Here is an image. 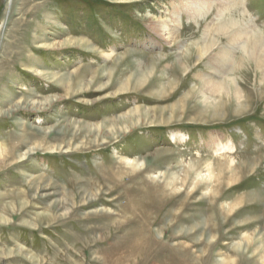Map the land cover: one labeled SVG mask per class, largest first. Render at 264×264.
<instances>
[{
  "label": "rangeland",
  "instance_id": "rangeland-1",
  "mask_svg": "<svg viewBox=\"0 0 264 264\" xmlns=\"http://www.w3.org/2000/svg\"><path fill=\"white\" fill-rule=\"evenodd\" d=\"M209 4L0 0V264H264V67L231 35L176 59ZM229 66L240 102L201 80Z\"/></svg>",
  "mask_w": 264,
  "mask_h": 264
},
{
  "label": "bare ground",
  "instance_id": "bare-ground-1",
  "mask_svg": "<svg viewBox=\"0 0 264 264\" xmlns=\"http://www.w3.org/2000/svg\"><path fill=\"white\" fill-rule=\"evenodd\" d=\"M185 1H186V5L193 6L192 12H195V13L198 12L199 9H201L205 5V3H207L208 1L210 2L209 10L216 3H219L220 7L217 9V12L214 16V20L211 23L212 25L211 26L208 25V27L206 28L205 37H203V40L201 42L197 41L196 43L188 46V48H186L184 50L181 57L179 55H180V52L182 51L181 50L182 47H179V49L177 51V57H176L177 62H180L181 58H188V57L191 58V55H193L192 52L194 49L196 51L195 53L199 54L197 56V59H201L216 44V41H218L219 37H221L222 35H224V36L231 35L232 42H235V49H234V51L233 50L228 51L229 48H227L226 49L227 51L220 54V60L222 61V63H224L226 65L228 63V60L231 57L233 58V56H234L233 53H235V51L237 50V51H242V57L244 58L247 65H249V66L253 65L256 69L264 67V37L260 34L255 33L253 30H250L248 28H247V30H237L236 28L238 26L245 28L247 23H245L244 25H239L238 21L235 20L234 17H226V14L230 13L233 10L232 8L230 9L229 5L232 4L233 6H235V4H237V3L244 4L245 0H232V1L231 0H199V1L185 0ZM246 12H248V11L246 9L243 10V8H242L240 13L242 16H246L247 15ZM177 18L178 17H175L174 21L177 22L175 24L178 25L179 20H177ZM242 21H243V19H242ZM171 26H174V25L169 23V21H167V20L160 19L159 23L156 25L155 29L158 30L159 34L165 36V38L171 37V39H175L176 34L174 35L173 30H176V29L171 28ZM208 34H210L211 36H210V39L207 40ZM166 35H169V36H166ZM232 47H234V46H232ZM191 50H192V52H191ZM240 65H241V63H240ZM182 66L186 67V63L185 62L182 63ZM230 67L231 66H229V68ZM229 68L227 67V70H225V72L222 73V76L224 75L227 78L225 82H221V81L210 82V81L206 80L205 78H202L201 80L204 82V84L209 85L208 87H210L212 89L211 91L213 93H216V95H218L219 97L224 96V98L228 99L229 101L235 100V101L240 102L242 97H243V92L237 86L236 81H235V77L230 75V71H231L232 67L230 68V70H229ZM220 70H221V68H220ZM259 70L262 71L261 69H259ZM260 73H262V72H260ZM263 76H264V74H263ZM203 101H205L207 103L206 99ZM214 104H212V105H214V107L217 108V106H219L220 103L214 102ZM140 110H141L140 108H136L134 111H131L129 113V115L130 114H131L130 116H133V114L139 115ZM127 116H124V117H127ZM98 130H100V129L98 128ZM54 148L55 147H53L52 149H54ZM24 155L25 154H22L21 157H23Z\"/></svg>",
  "mask_w": 264,
  "mask_h": 264
}]
</instances>
